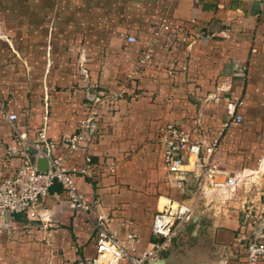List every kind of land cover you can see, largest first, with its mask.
<instances>
[{"label":"crops","instance_id":"0c3cea01","mask_svg":"<svg viewBox=\"0 0 264 264\" xmlns=\"http://www.w3.org/2000/svg\"><path fill=\"white\" fill-rule=\"evenodd\" d=\"M155 1L0 0V39L5 40L0 41V108L5 102V113L17 116L5 119L3 175L13 174L25 157L38 162L46 150L40 138L43 131L46 140L58 143L55 155L76 174L86 204L84 214L71 205L61 186L50 187L38 208L43 220L14 214L10 227L1 232L0 263L41 264L48 251L57 248H63L66 257L75 256L68 249L74 241L95 248L96 226L120 239L134 232L138 250L148 248L150 242L162 241L151 234L160 198L192 207L191 215L177 223L157 254L160 264H244L243 238L264 233V0H160L172 29L165 35L172 39L160 44L149 41L145 47L151 57L137 68L140 47L130 43L122 50L121 43L127 41L120 31L125 24L119 22L125 18L132 23L130 29L136 28L134 24L146 17L141 9ZM75 33L80 34L86 55L96 48L99 55L107 40L114 39L107 54L118 57L116 64L107 68L103 63L96 73L81 64L80 76L70 73V79L65 78L61 71L72 69L69 45ZM127 75L135 94L128 102L119 99L118 110L99 115L90 132L99 136L87 135L70 153L64 138L74 133L65 134L56 119L70 115L67 106L59 109L63 102L59 98L69 102L72 96L51 89L67 80L80 86L89 102L106 92L107 84L108 91L120 92ZM235 114L241 116L240 122L229 121ZM168 124L192 141L216 139V148L206 156L208 166L245 172L244 188H237L229 200L211 192L199 194L197 167L189 156L183 177L162 163L157 197L149 190L137 191L138 182L147 183L149 175L139 176L136 168L127 174V167L139 165L125 160V151L135 149L142 138L147 140L143 148L148 149L149 140H160ZM172 150L178 153L175 146ZM87 158L92 169L81 173ZM27 220L32 223L26 224ZM259 264H264V257Z\"/></svg>","mask_w":264,"mask_h":264},{"label":"built area","instance_id":"2783aa9c","mask_svg":"<svg viewBox=\"0 0 264 264\" xmlns=\"http://www.w3.org/2000/svg\"><path fill=\"white\" fill-rule=\"evenodd\" d=\"M161 29L167 33L172 32L166 21L160 24ZM159 32H154L153 42L159 38ZM128 42H135L133 35H128ZM151 50L144 47L137 57V68L143 67L151 57ZM118 97L113 92L108 97L109 103H114ZM100 97L90 98L89 103L99 101ZM239 100L237 104H241ZM96 112L90 113L80 120L78 130L64 138V142L69 143L70 153L82 145L86 140L89 131L94 129ZM16 114H7V118L12 121L16 119ZM241 116L235 114L230 116V122H240ZM20 140H24L18 134ZM40 138L44 142L46 150L44 156L47 159V168L39 170L36 164L30 162L27 157L23 159L16 170L8 177L0 180V234L4 230L3 219L5 213H11V222L14 214H25L27 218L38 220L43 216L38 208L41 200L48 195L50 187L57 183L61 186L71 205L82 213H86L85 201L79 192L75 176L76 174L67 169L60 156L55 155L58 143L53 140H46L42 131ZM160 141L163 146V157L169 172L184 176L186 170L184 165L187 158L192 156L197 167L196 184L199 194L205 196L209 192L219 196H224L223 200H229L238 188L241 178L237 174H229L223 170L209 167L206 156H209L217 146V140L212 142L192 141L189 136L173 124H168L161 130ZM176 147L178 153H173L172 148ZM26 155V152H22ZM92 169L89 158L85 165L79 170L85 173ZM113 171V168H109ZM192 213V207L182 202H168L161 210H158L152 220L151 234L156 239L162 241H152L148 248L138 250L139 237L134 232H127L122 239L118 238L114 232H110L103 227L96 226L95 232V252L98 264H150V260H156L157 254L163 249L164 242L174 233L178 222L185 220ZM245 252L244 264H259L264 257V233L243 238L242 243Z\"/></svg>","mask_w":264,"mask_h":264},{"label":"rangeland","instance_id":"374dc122","mask_svg":"<svg viewBox=\"0 0 264 264\" xmlns=\"http://www.w3.org/2000/svg\"><path fill=\"white\" fill-rule=\"evenodd\" d=\"M161 1L160 0H156L154 2V5L152 6H146L145 8H142V14L145 15L146 17L141 21L138 22L137 25L135 26L136 28L134 29H130V25L132 23H126L125 18L124 20H121L119 23H124L125 25L122 26L121 28V36L123 37V42L124 40H126L128 35H133L136 39L135 42H128L127 43H121L122 46V50L123 47H129L130 43H137L138 46L141 48H144L146 45L148 46L149 41H153L154 39V32L157 31L159 32L160 36L159 38H157L158 40L156 41V43L160 44L162 41H168L170 39H172L169 36H166L165 34L166 31H164V29H161L160 24L163 21H167L165 19V16H163V12L161 9V5H160ZM140 10V9H139ZM128 25V26H127ZM161 33H164V35H161ZM81 36L80 34H76L75 33V37L74 40L72 41V45H69V51L72 55V59L71 56H69V61L68 63L71 64V62H73V64L71 65V71L64 69L61 71V73L64 74V77L66 76L67 79L71 75H77L80 76V74H82L81 72V64H85V65H89L91 66L92 70L94 71V73L97 72V70L101 67V65L104 63L107 64V68H110L112 65L116 64L114 63L118 57L112 54L109 55L108 50L109 48L112 46V41H115L114 39H109L107 40V44H106V49H101L100 48V52L99 55H96L97 52V48L93 51V53L86 55V50L83 47L81 41L82 39H80ZM0 41L5 42L4 39H0ZM94 45H97L96 41H94L93 43ZM113 53V52H112ZM17 72H15L16 74ZM67 74V75H66ZM65 77V78H66ZM74 78V77H73ZM70 79V78H69ZM65 80V79H64ZM125 81L127 82L124 85H121V87L118 89L120 90V92L118 91H108L110 88L107 89V87L109 86V84L106 85V92H101L102 94L99 95L100 99L97 102L94 103H89L87 101H85L83 99V93H82V88L79 86H77L76 84L72 83V82H68L67 80H65V82L61 83V81H59V85L58 86H54L51 90L52 92H57V93H65L67 94V98H69V94L72 96L71 101L66 102V98H62L59 100L63 102H61L60 107L64 108V106L68 107L69 111L67 113H70L69 116H66L64 118H58L56 119V121L60 124L59 126L64 128L66 131L65 134H72L75 133L78 130V126H79V122L81 119H83L85 116H87L91 110L96 112L95 118L96 121L94 122V128L97 125V118L98 116L101 114L104 115L105 113H109L111 111H114L115 109L118 110V108L116 107L117 102L120 100H125V101H129V97L131 95L135 94V89L130 91V86L128 85L129 83V77L127 75ZM72 84V85H71ZM119 86V85H118ZM113 92H116L118 94L117 97V101L116 103L114 102L109 103L108 102V97L110 96V94H112ZM12 95V93H9ZM5 98V96L3 97ZM8 99H11L10 97ZM66 104V105H65ZM4 105V109L0 108V172L3 171L2 175L5 174V167L3 162H5V129H7V126L5 125V119L7 117V114L5 113V102L3 103ZM30 106V105H29ZM48 108H50L48 106ZM115 110V111H116ZM17 118V117H16ZM23 119V118H22ZM16 120V119H15ZM45 121V120H43ZM27 118L24 120H22V123L27 125ZM98 130V129H97ZM96 130V132H97ZM91 131H89L88 136L89 135H96V133H90ZM95 132V131H94ZM99 136V134H97ZM96 135V136H97ZM11 136H12V132H11ZM18 136V135H17ZM87 136V137H88ZM86 137V140H87ZM156 137V136H155ZM142 138V137H141ZM156 138H153L152 140H149V147L148 149L143 148L144 144H146L147 140L146 138H142L141 141L138 142V146L135 147V149H127L125 151V155L123 156V158L126 160H131L133 161H137L138 162V167H127L125 169V172L127 174H129L131 169H138V174L139 176H144V175H149V180L147 183H143V182H138L137 184V191L142 192L143 194H145V192L147 190H149V193L147 191L148 194H150V196L153 197H157V195H159L161 193V191L158 189L159 188V184L161 181V174H162V163L166 164V162L163 160V147L162 144L160 142V140ZM160 146L161 152L157 149V146ZM263 148V152H262V158L264 159V143L261 145ZM142 148L144 150H142ZM238 154L240 155V152L238 151ZM114 163V165H110V167L114 168L115 170V159L114 161H112ZM167 165V164H166ZM103 168H105L106 166H102ZM109 167V168H110ZM262 168V173H264V166H261ZM225 170V169H223ZM225 172L229 173V174H234L231 172H228L227 170H225ZM113 173V172H110ZM164 173V172H163ZM237 175L241 178V181L239 182L238 188L242 189L244 188V183H245V176L246 173L243 171H238L236 172ZM171 175V174H169ZM1 176V175H0ZM4 176V175H3ZM5 178L2 177V179ZM159 180V181H158ZM165 181V179H164ZM246 184V183H245ZM143 187V190H142ZM147 194V195H148ZM161 200V205H160V210L162 209V205L163 204H167L168 200L166 199H162ZM32 223L31 221H26V224ZM70 249V251L73 253H75L76 255H72V257H66V255H64V250L63 248H57V250H49L47 255L44 257L43 261L41 264H80V261H82V264H94V259H97L96 256V252H95V248L92 245H86V246H78L77 244H75V241L71 244V246L68 248ZM84 252V256L81 255H77L76 252ZM98 262V261H97ZM0 264H5L0 263ZM37 264V263H36Z\"/></svg>","mask_w":264,"mask_h":264},{"label":"water","instance_id":"95a60500","mask_svg":"<svg viewBox=\"0 0 264 264\" xmlns=\"http://www.w3.org/2000/svg\"><path fill=\"white\" fill-rule=\"evenodd\" d=\"M36 167L39 170H45L47 168V159L45 158L44 155H42L39 159L38 162H36ZM11 223V213L7 211L5 213V218L3 219V224L2 226L4 228H9ZM150 264H160V260H150Z\"/></svg>","mask_w":264,"mask_h":264},{"label":"trees","instance_id":"16d2710c","mask_svg":"<svg viewBox=\"0 0 264 264\" xmlns=\"http://www.w3.org/2000/svg\"><path fill=\"white\" fill-rule=\"evenodd\" d=\"M54 185H55V186H56V185H57V186H60V185H58V184H53L52 186H54ZM52 186H51V188H52Z\"/></svg>","mask_w":264,"mask_h":264}]
</instances>
